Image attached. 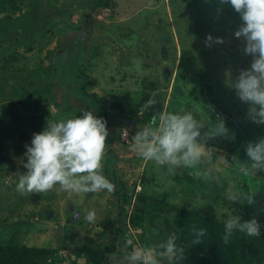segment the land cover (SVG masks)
Listing matches in <instances>:
<instances>
[{"label": "rangeland", "instance_id": "obj_1", "mask_svg": "<svg viewBox=\"0 0 264 264\" xmlns=\"http://www.w3.org/2000/svg\"><path fill=\"white\" fill-rule=\"evenodd\" d=\"M110 1V7H102L98 0H0V24L7 35L0 40V243L40 248V264H90L110 240V220L117 215L113 193L75 194L58 185L44 194L16 191L19 174L27 171L25 145L48 120L81 115L82 110L103 117L95 105L73 96L71 82L67 89L59 79L62 68L71 75L69 65L58 59L60 49L82 31L88 13L78 67L87 78L86 89L110 109L103 163L112 149L121 177L134 185L127 213L116 224L120 242L110 263L131 251L128 240L158 245L174 230L179 233L175 210L163 207L166 203L217 222L230 214L240 215L242 222L255 219L264 230V171L245 175L232 159L251 163L246 153L234 149L238 125L247 145L264 140V124L249 119V105L231 86L252 61L234 36L242 23L239 14L219 0ZM209 34L224 42L206 46ZM53 57L60 68L53 66ZM183 111L213 123L219 114L234 138L208 140L212 156L194 169L178 168L175 175L130 150L131 136L154 115L158 122L159 114ZM233 187L254 202L231 203L225 192ZM89 210L96 213L94 223L85 220ZM195 224L201 220L193 218ZM193 234L186 232L180 241L182 258L161 264H194L192 257H204L199 243H192Z\"/></svg>", "mask_w": 264, "mask_h": 264}, {"label": "clouds", "instance_id": "obj_2", "mask_svg": "<svg viewBox=\"0 0 264 264\" xmlns=\"http://www.w3.org/2000/svg\"><path fill=\"white\" fill-rule=\"evenodd\" d=\"M230 4L239 14L242 23L234 32L244 43L243 52L252 57L250 67L241 69L231 82L239 99L248 104V117L256 124H264V0H219ZM223 38L206 37V46L221 44ZM81 115L60 120H48L41 132L34 133L30 145H25L27 158L23 163L26 172L20 173L16 191L21 195L44 194L57 185L60 191L87 194L106 190L112 193L114 183L103 174V160L108 137L107 121L94 115L91 110H82ZM218 136H230L224 118L217 115L216 122L198 120L193 112H166L154 115L152 120L139 128L129 143L130 150L144 161L166 165L169 174L175 175L178 168L194 169L204 158L212 156L208 140ZM246 154L251 163H241L234 156L239 170L247 175L249 171H264V140L249 142ZM224 157H222L223 159ZM201 175L199 171L193 173ZM231 203H253L251 196L234 187L225 192ZM96 213L89 210L85 220L94 223ZM195 239L205 235V229H193ZM235 232L247 237L260 235V225L255 219L241 221L240 215H229L224 221L222 242L228 244ZM178 236L171 233L166 241L158 245H134L127 241L131 251L117 261V264H161V260L174 261L182 258L185 248L177 244Z\"/></svg>", "mask_w": 264, "mask_h": 264}, {"label": "trees", "instance_id": "obj_3", "mask_svg": "<svg viewBox=\"0 0 264 264\" xmlns=\"http://www.w3.org/2000/svg\"><path fill=\"white\" fill-rule=\"evenodd\" d=\"M111 3L112 2L110 0H98L97 5L110 7ZM90 21L91 16L88 13L86 14L82 31L78 32L75 36L66 39V46L63 45L60 49V58L58 59L64 60L63 64L66 68L69 65L71 75L66 76V73L62 68L61 73H59V79L63 82L65 88H67L69 82H71L73 85V96L78 100H86L91 105H95L96 108L101 111L104 119L108 120L111 114L110 109L107 107L108 105H106L96 93L86 89L87 78L78 67V57L81 55L79 46L88 35V32L85 31V26ZM4 31L5 28L0 24V40L6 38L7 36ZM71 52L73 53L72 55H70ZM69 57L72 60L70 63L67 61ZM52 61L53 66H56L57 63L54 57ZM60 67L61 66L57 65V68ZM119 109L120 112L126 114L123 107ZM227 115L230 116V114ZM244 138L245 134L242 126L238 125V136L234 143V149L235 151L242 152L243 154L246 153L247 148V141ZM108 150L105 164L103 163L107 169L104 168L103 170L105 172V176L108 177L115 185V190L112 193L117 200V215L110 220L108 228L110 240L107 244L97 250L98 259L93 260L96 264L97 261L98 264H111L110 254L118 249L120 242V232L119 229H117L116 224L120 223L122 216L127 213V207L134 195V185L129 186L121 177L119 166L117 165L116 160L111 156L112 149ZM163 207L175 210L174 214L177 218L175 225L179 228V233L175 230L174 232L178 236L177 243L180 246H182L180 241L185 239L184 236L186 232L194 233L193 229L206 230L205 235L200 237L198 246V248H201L204 251V257H201L200 259L192 257V259H195L196 261L194 264H264V230L261 228L260 235L256 237H247L242 233L235 232L230 242L226 245L222 242L224 222H217L210 217L196 214L192 210L173 204L169 205L166 203ZM193 218L201 220V225L195 224V226H192ZM185 219H187L189 224H187ZM193 237H195V233L193 234ZM40 255L41 249L36 246L0 243V264H40ZM93 261L90 262V264H93Z\"/></svg>", "mask_w": 264, "mask_h": 264}, {"label": "built area", "instance_id": "obj_4", "mask_svg": "<svg viewBox=\"0 0 264 264\" xmlns=\"http://www.w3.org/2000/svg\"><path fill=\"white\" fill-rule=\"evenodd\" d=\"M125 132V131H124ZM123 135H125V134H123Z\"/></svg>", "mask_w": 264, "mask_h": 264}]
</instances>
